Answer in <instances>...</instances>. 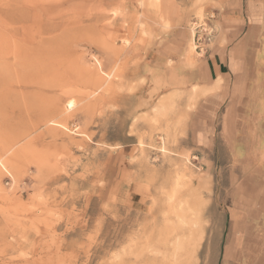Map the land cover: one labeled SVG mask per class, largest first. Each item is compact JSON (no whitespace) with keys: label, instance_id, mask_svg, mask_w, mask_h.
<instances>
[{"label":"rangeland","instance_id":"374dc122","mask_svg":"<svg viewBox=\"0 0 264 264\" xmlns=\"http://www.w3.org/2000/svg\"><path fill=\"white\" fill-rule=\"evenodd\" d=\"M183 14L0 0V264L221 263L241 171L173 150L183 83L157 44Z\"/></svg>","mask_w":264,"mask_h":264},{"label":"crops","instance_id":"0c3cea01","mask_svg":"<svg viewBox=\"0 0 264 264\" xmlns=\"http://www.w3.org/2000/svg\"><path fill=\"white\" fill-rule=\"evenodd\" d=\"M182 5L183 25L190 21V28L175 27L157 44L167 47L163 56L183 83L176 104L184 122L173 150L213 174L241 171L235 180L240 196L227 208L220 264H264V0ZM199 23L212 27L215 38L205 56H188Z\"/></svg>","mask_w":264,"mask_h":264},{"label":"built area","instance_id":"2783aa9c","mask_svg":"<svg viewBox=\"0 0 264 264\" xmlns=\"http://www.w3.org/2000/svg\"><path fill=\"white\" fill-rule=\"evenodd\" d=\"M214 38L215 32L212 27L204 23H199L194 26L193 46L199 57L206 55Z\"/></svg>","mask_w":264,"mask_h":264},{"label":"bare ground","instance_id":"6f19581e","mask_svg":"<svg viewBox=\"0 0 264 264\" xmlns=\"http://www.w3.org/2000/svg\"><path fill=\"white\" fill-rule=\"evenodd\" d=\"M190 49V48H189ZM189 52H190V50H189ZM72 107H73V102L72 101H69L68 103H67V105H66V109L69 111V110H71L72 109ZM60 108V107H59ZM66 110V111H67ZM64 118V117H63ZM65 127V126H64Z\"/></svg>","mask_w":264,"mask_h":264}]
</instances>
